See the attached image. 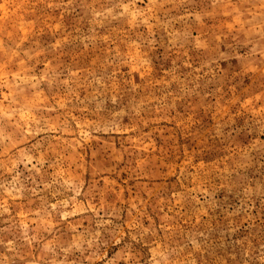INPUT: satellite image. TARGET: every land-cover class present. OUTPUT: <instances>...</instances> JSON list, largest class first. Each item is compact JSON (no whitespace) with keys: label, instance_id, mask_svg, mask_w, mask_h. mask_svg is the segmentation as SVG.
<instances>
[{"label":"rangeland","instance_id":"1","mask_svg":"<svg viewBox=\"0 0 264 264\" xmlns=\"http://www.w3.org/2000/svg\"><path fill=\"white\" fill-rule=\"evenodd\" d=\"M0 264H264V0H0Z\"/></svg>","mask_w":264,"mask_h":264}]
</instances>
